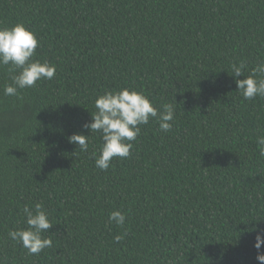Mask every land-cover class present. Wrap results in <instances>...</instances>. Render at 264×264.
Wrapping results in <instances>:
<instances>
[{"label":"trees","instance_id":"1","mask_svg":"<svg viewBox=\"0 0 264 264\" xmlns=\"http://www.w3.org/2000/svg\"><path fill=\"white\" fill-rule=\"evenodd\" d=\"M16 23L56 74L18 98L0 67V264H260L264 98L245 100L230 65L247 76L264 60V0H0V27ZM125 87L175 119L167 133L141 125L130 156L101 170L83 125L98 95ZM37 202L52 247L30 255L8 232Z\"/></svg>","mask_w":264,"mask_h":264},{"label":"clouds","instance_id":"2","mask_svg":"<svg viewBox=\"0 0 264 264\" xmlns=\"http://www.w3.org/2000/svg\"><path fill=\"white\" fill-rule=\"evenodd\" d=\"M39 41L33 31L23 23L10 27H0V67H7L12 83L4 87V95L17 96L19 89L34 86L37 81L51 80L56 74L55 65L48 61L33 59ZM246 63L241 60L230 65V73L235 80L239 94L245 100L256 97L264 98V60L258 62L250 73L245 76ZM243 76V79L237 77ZM96 111L91 114V121L83 125L91 133H97L102 140L99 155H95V166L101 170L110 167L113 158H128L133 148V141L141 131V125L148 124L150 119L158 122L161 131L167 133L172 128L175 119L174 107L170 103L158 111L150 99L135 89L120 88L105 91L94 100ZM70 142L77 144L81 151L88 150V136L73 134ZM261 155L264 156V136L258 138ZM27 228L9 230L11 240L18 242L30 255H38L46 248L52 247V239L43 234L52 227L42 203L23 208ZM109 223L117 226L125 224V215L119 210L111 211ZM123 235H115L113 239L120 242ZM264 232L258 231L254 238L253 247L257 250L256 260L264 264Z\"/></svg>","mask_w":264,"mask_h":264}]
</instances>
